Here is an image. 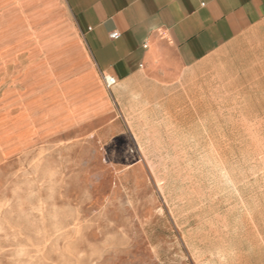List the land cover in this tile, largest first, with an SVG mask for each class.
I'll return each mask as SVG.
<instances>
[{"label":"crops","instance_id":"obj_1","mask_svg":"<svg viewBox=\"0 0 264 264\" xmlns=\"http://www.w3.org/2000/svg\"><path fill=\"white\" fill-rule=\"evenodd\" d=\"M253 132H264V0H0L1 158L91 142L167 164L164 150ZM237 225L218 247L204 239L203 255L264 264V226Z\"/></svg>","mask_w":264,"mask_h":264},{"label":"rangeland","instance_id":"obj_2","mask_svg":"<svg viewBox=\"0 0 264 264\" xmlns=\"http://www.w3.org/2000/svg\"><path fill=\"white\" fill-rule=\"evenodd\" d=\"M210 144L167 164L91 142L0 157V264H218L204 239L264 226V132Z\"/></svg>","mask_w":264,"mask_h":264},{"label":"built area","instance_id":"obj_3","mask_svg":"<svg viewBox=\"0 0 264 264\" xmlns=\"http://www.w3.org/2000/svg\"><path fill=\"white\" fill-rule=\"evenodd\" d=\"M120 34L118 31H113L109 34V37L111 39H117L119 38ZM102 81H103V84L106 88H111L115 82H116V79L110 75V74H102Z\"/></svg>","mask_w":264,"mask_h":264},{"label":"bare ground","instance_id":"obj_4","mask_svg":"<svg viewBox=\"0 0 264 264\" xmlns=\"http://www.w3.org/2000/svg\"><path fill=\"white\" fill-rule=\"evenodd\" d=\"M11 138V137H10ZM12 140V139H11ZM1 146V145H0Z\"/></svg>","mask_w":264,"mask_h":264}]
</instances>
